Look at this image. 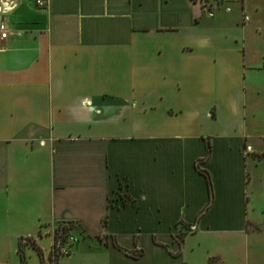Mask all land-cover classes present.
Listing matches in <instances>:
<instances>
[{"label": "crops", "instance_id": "1", "mask_svg": "<svg viewBox=\"0 0 264 264\" xmlns=\"http://www.w3.org/2000/svg\"><path fill=\"white\" fill-rule=\"evenodd\" d=\"M42 1L0 0V264L63 221L65 264H264V0Z\"/></svg>", "mask_w": 264, "mask_h": 264}, {"label": "built area", "instance_id": "2", "mask_svg": "<svg viewBox=\"0 0 264 264\" xmlns=\"http://www.w3.org/2000/svg\"><path fill=\"white\" fill-rule=\"evenodd\" d=\"M209 18L214 16L215 10L228 0H191ZM36 4H45L42 0H36ZM12 4L5 3V9H11ZM8 33L7 24L0 21V37L5 38ZM191 227H188L189 230ZM192 229V228H191ZM39 235L49 239L46 253L41 251L42 264H65L66 259L71 256L76 243L83 237V231L74 223L67 221L51 222L40 226ZM23 243H30L28 237L22 238Z\"/></svg>", "mask_w": 264, "mask_h": 264}, {"label": "rangeland", "instance_id": "3", "mask_svg": "<svg viewBox=\"0 0 264 264\" xmlns=\"http://www.w3.org/2000/svg\"><path fill=\"white\" fill-rule=\"evenodd\" d=\"M261 57L263 59L261 61L260 69L262 70L264 74V47L259 44H256L252 48L253 63H258ZM263 82H264V75L262 76L260 72H248L247 73V83L248 85L253 87V89L255 90L251 93L252 97H250V103H251V107L254 108L257 113L256 118L251 119L250 125L252 127H256L257 129L262 130V132L264 131V93L261 90ZM257 90H259V94H257ZM253 141L256 143L257 147L264 148V140L253 139ZM254 216L257 218H262V219H256V220L263 221L264 214H262L259 210L254 211ZM261 229L263 233L264 232L263 223L261 224ZM192 231L193 229L191 228L189 230H186V232H192ZM182 235H183L182 231L177 233L176 235L177 239H179V237ZM263 239H264V233H263ZM47 243H48V239H44L43 241H41V244L44 246H46Z\"/></svg>", "mask_w": 264, "mask_h": 264}, {"label": "trees", "instance_id": "4", "mask_svg": "<svg viewBox=\"0 0 264 264\" xmlns=\"http://www.w3.org/2000/svg\"><path fill=\"white\" fill-rule=\"evenodd\" d=\"M209 152H210V147H209V145H207L206 154L203 157V159L207 158ZM203 159H200V160L197 161L196 168L206 178L207 186H208V188H210V180H209L208 173L204 169H201L199 167V164L202 162ZM70 223H72V222H70ZM28 239L30 240V243H23L22 242V238L19 239L18 249H17L18 254H19V264H25L26 263L27 258H26V254L24 252V246L27 245V244L32 245L37 250V253H38V255L41 258V250L38 247L35 246V244H34V242H33V240L31 238H28ZM178 240L180 242L182 240V236H180ZM113 244H114L115 247L121 249V247L116 243L115 240H113ZM141 254H142L141 250L137 251L136 253H130V255L133 256L134 258L140 256ZM41 264H42V258H41Z\"/></svg>", "mask_w": 264, "mask_h": 264}]
</instances>
